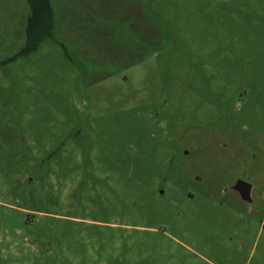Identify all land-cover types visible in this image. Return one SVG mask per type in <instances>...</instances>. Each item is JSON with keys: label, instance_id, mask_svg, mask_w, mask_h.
<instances>
[{"label": "rangeland", "instance_id": "1", "mask_svg": "<svg viewBox=\"0 0 264 264\" xmlns=\"http://www.w3.org/2000/svg\"><path fill=\"white\" fill-rule=\"evenodd\" d=\"M52 5L10 61L0 0V264H264V0Z\"/></svg>", "mask_w": 264, "mask_h": 264}, {"label": "trees", "instance_id": "2", "mask_svg": "<svg viewBox=\"0 0 264 264\" xmlns=\"http://www.w3.org/2000/svg\"><path fill=\"white\" fill-rule=\"evenodd\" d=\"M29 16L26 23V42L23 49L10 61L29 57L43 43H56L55 11L52 0H28Z\"/></svg>", "mask_w": 264, "mask_h": 264}, {"label": "water", "instance_id": "3", "mask_svg": "<svg viewBox=\"0 0 264 264\" xmlns=\"http://www.w3.org/2000/svg\"><path fill=\"white\" fill-rule=\"evenodd\" d=\"M235 189L242 195L244 199H249L251 186L247 182L239 180L235 185Z\"/></svg>", "mask_w": 264, "mask_h": 264}]
</instances>
